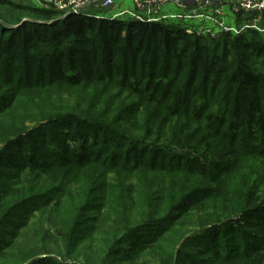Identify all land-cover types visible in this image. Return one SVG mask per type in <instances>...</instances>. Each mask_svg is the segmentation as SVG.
I'll return each mask as SVG.
<instances>
[{
  "label": "trees",
  "instance_id": "16d2710c",
  "mask_svg": "<svg viewBox=\"0 0 264 264\" xmlns=\"http://www.w3.org/2000/svg\"><path fill=\"white\" fill-rule=\"evenodd\" d=\"M15 9L18 16L12 25L0 14V120L7 119L22 99L28 110L23 119L32 122V127L22 135L21 116L0 123V142L7 139L4 146L12 145L65 118L85 128L74 130L72 136L68 132L58 135L63 152L68 150V137L78 139L71 157L55 151L41 164L32 154L7 155L8 166L24 175L26 168L30 174L43 165L54 170L67 165L80 172L91 171L92 177L102 170L119 174L116 181L109 178L97 196L99 201H87L82 212L91 209L92 215L78 211L70 220L72 226L60 225L67 233L57 229L59 239H67L73 247L87 241L79 254L89 264H96L117 259V244L144 232L139 245L124 252L117 263L148 264L146 258L155 256L159 264H176L184 254L180 247L185 245V236L191 232L178 228L194 215L193 226L199 230L193 236L201 235L194 237L192 245L197 252L210 254L214 258L211 264L223 259V253L232 254L230 260L239 263L247 254L264 251L263 237L241 231L244 226L264 229V216L257 221L253 215L254 209L264 206L256 203L259 195L253 197L254 191L264 189V185L258 191L252 187L259 165L243 166L245 156L264 159L263 37L253 30L236 36L223 32L211 43L175 23H122L71 14L57 17L62 13L24 5ZM25 16L36 19H23ZM66 65L70 71H64ZM104 82L127 91L131 100L127 112L133 118L144 115L138 134L119 130L122 125L107 113L62 115L60 109L49 115L38 98L48 88H96ZM103 101V97L99 99L101 105ZM194 125L222 147L218 149L214 140L195 137ZM162 126L172 128L162 133ZM100 142L102 147L97 149ZM226 147L229 152L223 151ZM109 151L110 155L102 157ZM228 171L234 175L242 171L244 179L230 182L231 187L214 186ZM5 175L0 183V264H5V252L14 248L13 241L33 212L46 209L58 197L57 192H66L68 186L64 180L52 178L28 187L25 193L18 190V175ZM103 176L107 178L99 175L97 181ZM128 180L133 184L127 185ZM38 186V191L32 190ZM39 221L40 228L45 222H55ZM87 221L90 228L85 233L81 226ZM243 235L245 248L238 243ZM201 236L208 241L202 243ZM222 238L230 247L218 245ZM185 258L188 264H207L204 258L199 262L191 255ZM29 264L64 263L43 257Z\"/></svg>",
  "mask_w": 264,
  "mask_h": 264
},
{
  "label": "rangeland",
  "instance_id": "374dc122",
  "mask_svg": "<svg viewBox=\"0 0 264 264\" xmlns=\"http://www.w3.org/2000/svg\"><path fill=\"white\" fill-rule=\"evenodd\" d=\"M0 2H2V4H0V14L5 16L2 18L7 19V21H9L10 23L9 25H12V23H14L15 21L14 19H16L15 17L18 16L17 10L15 9L16 5H24L41 9V7L39 6L40 3L34 2L33 0H0ZM115 6L116 1L114 6L109 9H95L89 7L88 10H86L85 14L71 15H74L73 17L104 18L101 16L105 13L111 14L113 12L112 9ZM61 16H64V13H59L57 15V17ZM108 17L109 18L106 17L105 19L122 23H127L130 21H152L151 15L147 14L145 11H138L137 9H135L132 3L128 4V7L124 10H119L117 12L115 11ZM23 19H36V17L25 16ZM159 21L179 24L180 26L184 27L185 31H187L188 33H196V31L202 28L203 32L200 35H202L206 39L208 38L207 40H209L211 43L213 40H217L220 35L217 34L213 36L209 33L210 31L219 27L218 20L213 15L209 16L208 20L203 22L202 24L190 21L188 19L185 20L183 15L182 17L172 16L167 20L166 16L161 14L159 17ZM212 22L213 25L210 26ZM248 30H253L260 37L264 38V15L250 14L246 18L236 17L234 24L230 27H227V31L225 32H229L230 36H236L243 34ZM64 71H70L68 65L64 67ZM13 90H15V88ZM126 92L127 91L119 88L118 86H112L110 83L104 82L96 88H92L89 86L83 88H48L45 89L44 93L39 95L38 98L44 104H46V106H44V110L47 111L49 109V115H53L57 111H61L60 109L63 110L62 115L84 116L85 113L91 112H96L100 115H105L104 113H107L106 115L111 117V120H118L120 125H122L119 130L138 134L140 132V130H138L139 120L141 124H143L145 117L143 115L138 120L133 118L132 112H127L131 100L127 98L128 96ZM33 96L34 95L31 94V97ZM102 97L104 101L101 105L99 103V99H101ZM19 103L20 104L18 105V107L9 115V117L7 119L2 118L0 120V123L4 124L7 120H15L16 117L20 116L23 119V116L28 114V110L24 106L22 99ZM47 103H49V106L47 105ZM70 126L71 128L69 129ZM194 126L197 127V125ZM194 126H192V129L194 128ZM30 127H32V122L23 119L20 125L21 133L23 132L22 135H25L24 131ZM78 128H80V131H84L85 125L77 124L75 120L65 118L52 122L49 125H45L37 131L30 133L28 136H22L19 141L13 142L12 145L10 144L4 146V143L7 139H5L3 142H0V149H2V153L0 156V183H2V180H4V178L8 176L5 175L6 173H8L12 175H18V177L16 178L17 181L20 179V186L18 190H24L25 193H27L28 187H32L37 183L44 184L45 182L50 181L52 178L64 180L68 185L66 192H57L56 196L58 197L53 198V200L49 202V206H47L46 209H36L33 212L34 216L24 226L25 228L18 233L17 237L13 241V243H15L14 248H12V250L10 251L5 252V258H2L3 263L29 264V262H31L33 259L49 257L53 258L57 262H61L64 264H89V261L85 259L81 254H79L80 252H82V250H84L87 241H84V244L73 247V244H71L67 239H59L56 231L57 229H59L61 233H67V231L64 228H61L60 225L63 224L66 226H72L70 220L76 218V216L78 215V211H80L82 214L85 213V215H92L94 213V210L91 209L82 212L84 209H86V205L89 204L87 203V201H99L97 200V196L100 193H103L102 190L107 186V181H109V178L115 179L116 181L119 174L114 170H108L104 174V170H102L99 175H105L107 178L105 179L103 176L102 181H97L99 175L92 177L91 171L80 172L78 170H75V168H68L67 165L54 170L51 167L43 165L34 169L30 174H28V172H30L31 170H29V168H26L25 173L27 174L24 175L20 174L21 171H17L11 166H8L9 160L7 158V155L20 156L32 154L37 159H40L41 164H44L51 159V154L55 151L61 153L62 155L71 157L72 152L75 149V145L77 146L78 139L74 141L71 140L70 137H68L65 140L66 144L68 145V150L63 152L61 143L62 140H58L60 138V136L58 135L63 134L64 132H68V136H72L74 130H77ZM170 128L172 127L162 126L160 129L162 133H164ZM199 129V127L194 129L195 137H203L206 138L207 141L214 140V144H218V149L222 147V144L218 140H215L212 136L210 138L206 137V130L202 128L200 130ZM11 136L14 135H10L9 137L11 138ZM87 145H89V143ZM100 147H102L101 142L97 145V149ZM223 151L229 152L230 149L226 147ZM105 155H110V151L107 152V154H103L102 157H105ZM254 162L259 165V168L254 172L252 187L253 189H257L258 191V189H260V187L264 185V159H259V157L255 159L251 156H245L243 160V166ZM77 173H80L81 177L79 176L78 178L83 179L82 181H78V178L76 177ZM242 173V171L235 175L234 171L232 172V174L231 172L225 173L223 174L224 177L219 178L218 183H215L214 186L219 187L220 185H222L231 187L232 184H230V182L233 183L234 180H238L239 182H241L244 179ZM5 181H8V179H6ZM133 182V180H128L126 184L130 185L133 184ZM58 185L62 187V184ZM48 187H50V184H48ZM39 189L40 187L38 186V188L32 190L38 191ZM213 189L216 190L215 188ZM43 193L44 192H40L39 196L43 195ZM254 193L255 194L253 195V197L257 195L261 197V199L257 200L256 203L264 204V189H262V192L254 191ZM250 198L252 197L250 196ZM44 199L48 200L50 198L44 197ZM220 203L221 202H218L217 205L220 206ZM26 208L28 207L26 206L24 209ZM254 210L255 214L253 215L255 217V220L259 221L260 216H264V206L260 209ZM39 219H42L44 221L47 219H54L55 222L52 223V225L45 222L43 223L42 228H40V226H38V223L40 222ZM196 219L197 217L194 215L188 216L178 228L179 232H191L185 236L188 237L185 239V245L180 247V251H183L184 254L181 256L180 261L176 264H188L185 258V256L187 255L193 256L195 258V261L197 262H199L200 258L207 259V264H211L210 261L214 259L210 254H201L197 252L195 250V247L192 245V243L194 242V237L198 239L199 235H201L196 234L195 236H193V234H195L196 231L199 230L198 228L195 229V226H193ZM81 227V229H84V232L87 233L88 228H90V222H85ZM242 230L245 233L252 232L258 237L264 238L263 228L260 229L244 226L241 227V231ZM142 233L144 232H138L137 234L131 235L130 237L122 240L121 242H119V244H117V248L120 251L117 259L108 258L106 259V261L104 260L103 262L96 264H119L117 262H119L122 254L129 248L132 249L133 247L139 245V243L142 241ZM243 237L244 235L240 236L238 240L241 248L246 247L245 239ZM96 239H100V235H96ZM200 239H204V236H201ZM204 241H208V238H205L202 243H204ZM218 245L223 247H230L228 246L229 242L226 241V238L220 239ZM73 249H76L75 253H73ZM260 253L261 254H258V252L256 254H247L239 263L230 260L232 254H228L226 256L225 253H223V259L221 258L216 261V264H264V251ZM130 259L126 261H129ZM146 259L148 261V264H159V261L155 256L147 257Z\"/></svg>",
  "mask_w": 264,
  "mask_h": 264
},
{
  "label": "built area",
  "instance_id": "2783aa9c",
  "mask_svg": "<svg viewBox=\"0 0 264 264\" xmlns=\"http://www.w3.org/2000/svg\"><path fill=\"white\" fill-rule=\"evenodd\" d=\"M40 3L41 9H52L66 14H85L89 7L109 9L115 4V0H33ZM133 6L138 11H145L152 16V21H159L161 8L166 3L173 2L183 7L191 6L207 12H216L221 14L220 8L225 5L235 16L246 18L248 15L264 13V0H131ZM195 8L191 11L196 16H202V12H197ZM227 31V27L221 21L219 27L210 31L211 35L221 34ZM203 29L196 31V34H202Z\"/></svg>",
  "mask_w": 264,
  "mask_h": 264
},
{
  "label": "crops",
  "instance_id": "0c3cea01",
  "mask_svg": "<svg viewBox=\"0 0 264 264\" xmlns=\"http://www.w3.org/2000/svg\"><path fill=\"white\" fill-rule=\"evenodd\" d=\"M115 1H116V6L112 9L113 12H115V11L117 12L119 10H124L125 8L128 7V4L132 3L131 0H115ZM194 8L196 9V7H191V6L183 7L180 5H176L173 2H170V3H166L164 6H162L160 13L162 15H165L167 20L169 18H171L172 16L182 17V15H183L185 20L188 19L190 21H194V22H197L199 24H202L203 22L207 21L208 17L213 15L217 18L218 24L222 21L226 27L232 26L234 24L235 19H236V17L229 11L228 7L225 5L221 6V8H220L221 14H217L216 12L212 13V12H207L205 10L196 9L195 10L196 12H197V10H198V12H202V16H196L195 15L196 13H192L191 11ZM181 13H183V14H181ZM111 14L105 13L101 17L109 18L108 16ZM211 25H213V22L210 24V26Z\"/></svg>",
  "mask_w": 264,
  "mask_h": 264
}]
</instances>
